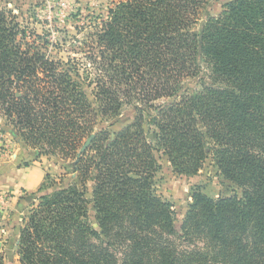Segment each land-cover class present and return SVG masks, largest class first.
Listing matches in <instances>:
<instances>
[{
    "label": "trees",
    "instance_id": "obj_1",
    "mask_svg": "<svg viewBox=\"0 0 264 264\" xmlns=\"http://www.w3.org/2000/svg\"><path fill=\"white\" fill-rule=\"evenodd\" d=\"M204 3L118 0L85 78L0 10L1 130L70 173L15 225L19 264H264V0H223L195 30ZM209 157L240 195L197 189L176 217L162 158L190 175Z\"/></svg>",
    "mask_w": 264,
    "mask_h": 264
},
{
    "label": "rangeland",
    "instance_id": "obj_2",
    "mask_svg": "<svg viewBox=\"0 0 264 264\" xmlns=\"http://www.w3.org/2000/svg\"><path fill=\"white\" fill-rule=\"evenodd\" d=\"M118 0H0V10L15 16L20 28L25 31L26 39L36 40L42 52L54 60L75 61L78 63L81 75L85 78L91 72V54L95 52L90 48L94 40V33L100 25L104 12ZM199 10L198 21L194 28L198 30L208 16H217L222 9L223 0H204ZM40 37V38H38ZM206 76L208 70L205 68ZM207 82L209 81L206 78ZM192 79L187 84L192 85ZM199 89V86H194ZM168 98H161L155 104L166 102ZM132 110L125 105L123 114ZM1 130L0 126V167L4 162L15 164L11 158L15 143L13 136ZM16 141V140H15ZM34 156V151L29 150ZM2 155V156H1ZM28 157V156H27ZM47 166L44 182L59 184L70 175L65 168V162L53 155H42ZM23 165L25 162L20 160ZM7 180L8 177H1ZM10 178V177H9ZM0 179V264H19L17 255L18 231L15 225L23 224L29 216L32 206L37 204L32 194L22 196L13 195L7 187H2ZM200 190L211 198L225 197L233 193L240 195V189L226 180L209 157L204 165L195 174H179L172 170L166 158H162L161 167L155 172L153 178L154 194L170 202L176 217L180 218L191 202V194ZM8 190V191H7ZM18 199H21L19 201ZM34 203V205H32Z\"/></svg>",
    "mask_w": 264,
    "mask_h": 264
},
{
    "label": "crops",
    "instance_id": "obj_3",
    "mask_svg": "<svg viewBox=\"0 0 264 264\" xmlns=\"http://www.w3.org/2000/svg\"><path fill=\"white\" fill-rule=\"evenodd\" d=\"M6 134L9 135L8 132ZM13 142L16 147L13 149L11 158H13L15 164L12 165L9 161L1 164L0 176L8 177L7 180L0 178L3 181L2 187H7L13 195L32 194L37 191L45 180L48 171L45 160L42 155L36 158L32 156L28 149L20 145L15 139H13ZM21 159L25 162L23 165L20 162ZM18 200L21 201V199Z\"/></svg>",
    "mask_w": 264,
    "mask_h": 264
},
{
    "label": "water",
    "instance_id": "obj_4",
    "mask_svg": "<svg viewBox=\"0 0 264 264\" xmlns=\"http://www.w3.org/2000/svg\"><path fill=\"white\" fill-rule=\"evenodd\" d=\"M95 134H96V132H93V133L90 134V136H89V137L83 142V144H82V146H81V148H80V150H79V152H78V156L88 148V146L90 145V143H91L92 140L94 139ZM18 243H19V240L17 241V244H18ZM17 250H18V247H17Z\"/></svg>",
    "mask_w": 264,
    "mask_h": 264
}]
</instances>
